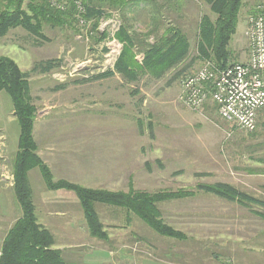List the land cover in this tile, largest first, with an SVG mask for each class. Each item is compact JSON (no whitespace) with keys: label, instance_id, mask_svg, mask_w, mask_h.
<instances>
[{"label":"rangeland","instance_id":"rangeland-1","mask_svg":"<svg viewBox=\"0 0 264 264\" xmlns=\"http://www.w3.org/2000/svg\"><path fill=\"white\" fill-rule=\"evenodd\" d=\"M47 1L56 8L68 2ZM140 2L123 12L105 7L98 37L90 34L92 22L81 24L78 16L71 25H43L45 38L21 27L11 28L0 38V57L13 60L28 76L38 110L34 138L38 151L53 165L37 153L53 167L54 182L65 180L112 192L131 188L149 193L193 191L194 197L160 205L165 223L185 239L161 236L138 218L104 205H96V209L109 240L92 238L74 192L45 189L44 195L38 193L45 182L37 168L29 173V181L38 223L54 236L60 245L54 249L62 251L70 264H264V219L253 212L264 214V207L242 206L197 191L199 185L225 183L264 200V178L249 176L264 174V109L256 130L247 133L222 119L212 102L197 110L184 105L179 100L182 75L197 71L205 61L212 62L199 58L198 32L201 18L207 15L215 20V15L199 0ZM4 3L0 0V11ZM28 3L23 2L27 11ZM257 6L264 10V0H244L237 33L230 43L238 62L247 61L248 18ZM154 13L157 22L151 17ZM124 20L141 41L157 26L160 36L168 29L182 31L190 45L188 57L160 80L146 76L129 83L117 73L96 79L114 70L122 51L115 34ZM155 35L145 39L153 43ZM142 52L143 45L137 44L134 53L140 63ZM47 61L57 64L46 72L41 67ZM108 135L124 137L120 142L123 159L108 158L117 156L112 148L119 144L109 142ZM19 137L13 102L2 91L0 186L9 189L14 184ZM117 161L123 163V173L113 164ZM65 163L67 169L61 166ZM14 200L11 203L9 194L0 190L2 228L22 214L15 196Z\"/></svg>","mask_w":264,"mask_h":264},{"label":"trees","instance_id":"trees-1","mask_svg":"<svg viewBox=\"0 0 264 264\" xmlns=\"http://www.w3.org/2000/svg\"><path fill=\"white\" fill-rule=\"evenodd\" d=\"M2 1L5 3L0 11V38L4 37L9 29L17 27H21L30 35L45 38L42 33L43 25L48 24L52 27L71 25L77 22L75 16H80L85 23L92 22L90 34H96L98 37L101 34L97 27L101 18H104L105 7L123 12L126 8L141 3L140 0H68L66 4L60 5L61 8H56L47 0L37 2L29 0L27 11L23 8L24 0ZM199 1L208 6L210 12L215 15V20L207 15L201 18L198 32L199 58L211 60L217 67L224 68L229 62L237 61L233 57L230 43L237 33L244 0ZM78 2L82 4L84 12L79 10ZM151 17L155 22L158 21L157 14L154 13ZM126 23L124 20L115 34V38L122 44V51L114 70L106 71L95 77L96 79L110 78L117 73L129 83L146 76L160 80L170 70L179 67L188 57L190 45L182 31L168 29L160 36L157 26L141 41L140 35L132 33ZM154 34L157 35L155 41L149 43L147 38ZM137 44L143 45L144 57L141 63L135 59L134 48ZM56 64L55 61H47L41 68L47 72ZM2 91L11 97L20 124L19 146L13 165V190L22 215L3 240L0 264H70L62 251L54 249V236L38 223L29 181V173L37 168L49 191L68 190L75 193L92 238L109 240L96 209V205H104L138 218L161 236L176 240L185 239L183 233L165 223L160 205L194 197L193 191L181 189L149 193L131 188L129 192H112L88 189L65 180L54 182L51 169L37 153L38 144L33 131L38 110L33 104L28 76L7 57H0V92ZM148 167L151 168L149 164ZM197 191L242 206L250 207L249 204H255L264 207V200L230 184L199 185ZM253 212L264 219L263 213Z\"/></svg>","mask_w":264,"mask_h":264},{"label":"built area","instance_id":"built-area-1","mask_svg":"<svg viewBox=\"0 0 264 264\" xmlns=\"http://www.w3.org/2000/svg\"><path fill=\"white\" fill-rule=\"evenodd\" d=\"M77 5L84 12L82 4ZM255 10L248 18L246 62L231 61L224 68H215L205 61L203 67L185 73L180 80L179 100L184 105L197 110L212 102L222 119L244 132L256 130L264 109V10L262 6Z\"/></svg>","mask_w":264,"mask_h":264},{"label":"crops","instance_id":"crops-1","mask_svg":"<svg viewBox=\"0 0 264 264\" xmlns=\"http://www.w3.org/2000/svg\"><path fill=\"white\" fill-rule=\"evenodd\" d=\"M243 23H246L245 21H243ZM241 27H243V26H241ZM246 59H248V55L246 56ZM215 106V105H214ZM217 108V107H216ZM107 138H111V140L109 139L108 141L110 142H113V141H117V142H119V144L118 145H115L114 146V148H112L114 151H116V155L117 156H114L113 157V154H110L109 155V159H112V158H117L118 160L121 158V159H123V157L122 156H124L123 154H124V152H125V150L123 149V146L121 145V140L122 139H124V137L123 138H120V135L115 139H113V137H110V135H108L107 136ZM123 143V142H122ZM118 146H119V148H118ZM38 153H39V155L41 156V158L45 161V163H47L49 166H52L53 165V162H47V160L45 159V158H43V154H41V151L39 150L38 151ZM113 163V162H112ZM111 163V166L113 165V164H117L118 166H120V168H121V173H123L124 171H125V168H123L122 166H123V163H121V162H119V161H117L116 163H113L112 164ZM67 163H65L64 165H61V166H64L65 167V169H67V167L65 166ZM109 166V165H108ZM107 166V167H108ZM50 168H53V167H50ZM54 168H55V166H54ZM259 174V173H258ZM262 175V176H261ZM249 176L250 177H252V178H256L257 176H259V178L260 177H263L264 178V174H259V175H257V173L255 174V173H251V174H249ZM1 178V177H0ZM257 180H260V179H257ZM1 183V182H0ZM261 186H264V185H261ZM2 189V191H5L6 193H8L9 194V196L11 197V203L12 202H14L15 200H14V196H15V194H14V190H13V188L11 189H9V188H5V187H3V186H0V190ZM45 189H47L46 188V185L44 184L43 185V187H39L38 188V193H40V194H43L44 195V193H45ZM45 190V191H44ZM48 192H50L49 190H47ZM33 193H34V190H33ZM34 195V194H33ZM34 199V198H33ZM12 209L14 208V205H13V207H11ZM18 215H20V212H18ZM22 215V214H21ZM21 215L20 216H18V218H16V216H15V218H14V216L11 218V221H10V223H8V225L5 223L4 224V227L2 228L1 226H0V228H2L1 229V232L3 233V236H2V238L0 239V255H1V248H2V244H3V240L5 239V237H6V235H7V233H8V231L11 229V227L14 225V223H15V221H17L20 217H21ZM69 224H67V226H68ZM69 226H71V225H69ZM4 228H5V230H4ZM55 247L56 246H58V249H60V245L59 244H57V242L55 243V245H54ZM63 250V249H62Z\"/></svg>","mask_w":264,"mask_h":264}]
</instances>
